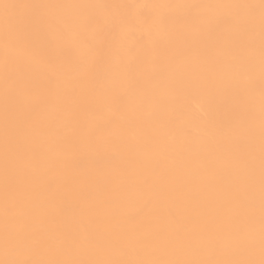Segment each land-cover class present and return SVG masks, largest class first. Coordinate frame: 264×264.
Wrapping results in <instances>:
<instances>
[{
	"label": "bare ground",
	"instance_id": "obj_1",
	"mask_svg": "<svg viewBox=\"0 0 264 264\" xmlns=\"http://www.w3.org/2000/svg\"><path fill=\"white\" fill-rule=\"evenodd\" d=\"M3 3L0 261H259L260 0Z\"/></svg>",
	"mask_w": 264,
	"mask_h": 264
},
{
	"label": "snow or ice",
	"instance_id": "obj_2",
	"mask_svg": "<svg viewBox=\"0 0 264 264\" xmlns=\"http://www.w3.org/2000/svg\"><path fill=\"white\" fill-rule=\"evenodd\" d=\"M0 6L5 9L10 7H30L33 9H39L44 7H50V5L44 4H30V5H15L3 3ZM244 7L254 8L255 5H244ZM259 8L261 10V78L264 83V0H260ZM6 25L10 28L12 26L11 20L6 18ZM15 27L17 33L22 35L30 44L38 45L40 47H47L51 41L49 39V32L52 30V25L44 16L33 15L30 17L20 18L16 21ZM261 127H262V166H261V202L262 213H264V86L261 89ZM260 253L261 258L259 261L254 259H234L225 261H103L99 264H264V219L261 223L260 231ZM0 264H82V262H70V261H18V260H4L0 261Z\"/></svg>",
	"mask_w": 264,
	"mask_h": 264
}]
</instances>
